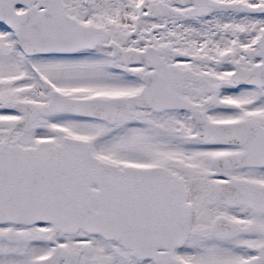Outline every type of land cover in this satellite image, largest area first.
Wrapping results in <instances>:
<instances>
[{
	"label": "snow or ice",
	"instance_id": "1",
	"mask_svg": "<svg viewBox=\"0 0 264 264\" xmlns=\"http://www.w3.org/2000/svg\"><path fill=\"white\" fill-rule=\"evenodd\" d=\"M0 264H264V0H0Z\"/></svg>",
	"mask_w": 264,
	"mask_h": 264
}]
</instances>
